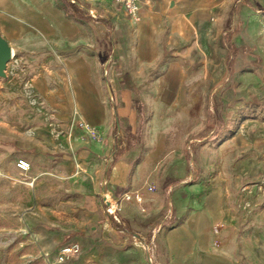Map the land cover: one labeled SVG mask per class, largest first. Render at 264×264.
<instances>
[{
    "label": "rangeland",
    "instance_id": "1",
    "mask_svg": "<svg viewBox=\"0 0 264 264\" xmlns=\"http://www.w3.org/2000/svg\"><path fill=\"white\" fill-rule=\"evenodd\" d=\"M226 1L211 18L223 20L213 40L228 58L221 79L208 90L213 96L202 117L208 123L186 136L180 155L174 150L155 155L141 134L122 186L110 183L112 169L106 180L105 173L137 125L140 107L116 96V127L107 137L87 127L77 112L65 119L35 85L40 71L47 72L43 62L49 54L35 58L15 50L0 77V264H150V254L155 260L158 252L166 255L164 233L177 223L173 213L189 210L195 193L190 186L196 183L212 196L216 187L222 193L224 217L212 231L215 245L238 264H264V0ZM93 23L96 28L91 26L94 31L77 50L93 46L97 57L111 32ZM229 43L238 47L231 63ZM59 45L42 47L50 56H66ZM102 55L106 59L109 52ZM66 98L57 94L56 101ZM85 143L101 145L99 171L93 161L85 169L80 157ZM21 158L30 162L27 172L17 167ZM214 202L211 209L221 216ZM72 231L85 235L64 240ZM169 241L179 261L181 243L174 234Z\"/></svg>",
    "mask_w": 264,
    "mask_h": 264
},
{
    "label": "crops",
    "instance_id": "2",
    "mask_svg": "<svg viewBox=\"0 0 264 264\" xmlns=\"http://www.w3.org/2000/svg\"><path fill=\"white\" fill-rule=\"evenodd\" d=\"M79 1L95 6L103 16L97 23L111 32L107 46L100 53L109 52L106 59L104 55L99 56V50L96 57L93 46L83 45L77 50L81 47L78 44L94 31L91 26L96 27L92 18L72 8L75 5L71 3V6L70 0H0V33L11 46L12 55L21 49L28 50L35 58L49 54L43 62L47 72L40 71L35 85L50 105L61 111L63 118L70 119L77 112L87 127H95L107 137L116 127V96L125 95L140 107L135 113L139 118L137 125L128 133L125 147L120 146L114 154L115 159L110 155L113 162L106 172L112 169L110 183L122 186L127 179L132 149L138 145L141 134H146L145 146L155 151V155L166 154L167 150L180 155L186 136L208 123V118L202 121L203 109L213 96H208V90L221 79L228 58L222 45L213 40L219 37L215 31H222L223 20L218 17L211 23V18L229 2L143 0L140 19H133L114 2ZM48 43L60 44L59 53L66 56H50L42 47ZM47 77L58 88H49ZM221 83L222 80L217 86ZM164 89L168 90L167 97ZM57 94L67 95L66 100L56 101ZM130 133L137 134V139ZM131 136L133 144H130ZM110 142L109 139V146ZM85 144L80 155L85 169L89 170L93 161L99 171L103 161L101 145ZM85 185L88 189L93 186L88 177ZM190 187L195 193L190 195L189 210L182 215L173 213L177 223L164 233L162 248L166 255L158 252L155 260L150 254L149 261L152 264H238L211 238L213 229L224 217L221 191L214 188L218 194L212 196V191L208 194L203 183ZM214 201H219L221 216L211 209L216 206ZM170 234L181 243L179 261L172 250Z\"/></svg>",
    "mask_w": 264,
    "mask_h": 264
},
{
    "label": "built area",
    "instance_id": "3",
    "mask_svg": "<svg viewBox=\"0 0 264 264\" xmlns=\"http://www.w3.org/2000/svg\"><path fill=\"white\" fill-rule=\"evenodd\" d=\"M75 7L85 12L88 16H90L94 21L99 22L102 20L103 16L100 14L98 9L95 6H85L79 0H70ZM111 1L116 4L121 5L133 19H140L141 10L144 4L143 0H106ZM17 167L21 172H27L30 170L31 165L30 162L24 158H21L17 161ZM150 264L152 261L150 259Z\"/></svg>",
    "mask_w": 264,
    "mask_h": 264
},
{
    "label": "water",
    "instance_id": "4",
    "mask_svg": "<svg viewBox=\"0 0 264 264\" xmlns=\"http://www.w3.org/2000/svg\"><path fill=\"white\" fill-rule=\"evenodd\" d=\"M12 58V48L8 41L0 33V77L6 76V68L8 62ZM107 178V173L105 174V180Z\"/></svg>",
    "mask_w": 264,
    "mask_h": 264
},
{
    "label": "trees",
    "instance_id": "5",
    "mask_svg": "<svg viewBox=\"0 0 264 264\" xmlns=\"http://www.w3.org/2000/svg\"><path fill=\"white\" fill-rule=\"evenodd\" d=\"M230 41V40H229ZM229 59H228V63H231L232 59L235 57L236 53L238 52V47L236 46V44L234 43H229ZM112 221L115 224V220L114 218L110 215ZM85 235L84 231H72L66 234L65 239L64 240H68L73 236H83Z\"/></svg>",
    "mask_w": 264,
    "mask_h": 264
},
{
    "label": "bare ground",
    "instance_id": "6",
    "mask_svg": "<svg viewBox=\"0 0 264 264\" xmlns=\"http://www.w3.org/2000/svg\"><path fill=\"white\" fill-rule=\"evenodd\" d=\"M169 105V104H168ZM160 141V140H159Z\"/></svg>",
    "mask_w": 264,
    "mask_h": 264
}]
</instances>
